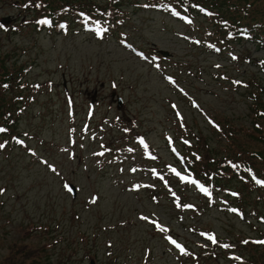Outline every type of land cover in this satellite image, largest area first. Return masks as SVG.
<instances>
[{
  "label": "rangeland",
  "instance_id": "374dc122",
  "mask_svg": "<svg viewBox=\"0 0 264 264\" xmlns=\"http://www.w3.org/2000/svg\"><path fill=\"white\" fill-rule=\"evenodd\" d=\"M12 1L0 0V64L10 56L7 61L26 65L27 94L35 99L26 100L18 124L25 144L0 150V264H196L180 255L175 238L155 233L145 218L166 223L188 251L207 246L198 235L207 229L233 243L231 261L220 251L204 257L207 262L264 264V248L243 243L264 235L257 218L264 213L262 191L230 180L249 202L243 205L245 221L218 207H201L181 218L168 188L172 181L160 170L163 161H174L167 152L169 135L190 136L204 157L207 142L217 158L235 156L237 142L264 152V143L253 138L259 135L255 120L264 123V117L257 119L244 86L255 78L264 85V47L240 39L232 42L233 51L204 49L218 40L215 35L222 41L218 32L231 10L220 6L227 5L196 0L210 2L214 12L197 13L190 21L138 8L139 0H122L117 26L127 36L119 31L104 39L92 36L100 33L97 28L74 31V23L64 33L39 29L21 15L16 20L27 11ZM68 1L89 6L105 0ZM42 5L35 6L41 11L46 2ZM176 5L180 8L179 0ZM120 36L146 53L122 46ZM113 92L124 101L119 107ZM208 115L221 121L224 131L232 128L234 137L214 133ZM139 134L147 147L138 145ZM99 147L108 153H96ZM70 183L78 188L75 196L65 187ZM178 186L185 200L197 202L194 189ZM237 201L242 204L240 197Z\"/></svg>",
  "mask_w": 264,
  "mask_h": 264
},
{
  "label": "trees",
  "instance_id": "16d2710c",
  "mask_svg": "<svg viewBox=\"0 0 264 264\" xmlns=\"http://www.w3.org/2000/svg\"><path fill=\"white\" fill-rule=\"evenodd\" d=\"M17 1L19 3H17ZM35 1H40V0H14L13 4L15 6H20V8L23 11H30V10H36L39 9L36 7ZM48 2V7H45L46 10H51L56 8L59 3H64L67 0H45ZM110 1V0H109ZM117 2L114 0L115 4L121 3ZM196 1V0H194ZM219 5H222L225 3L227 6H220L221 8H225L227 11H230L229 13H226V17L224 19L226 20H232L231 22L234 23V26H231L229 29L232 30L233 27L238 26V29L234 30L233 35H228V29L225 27H221V34L220 36L223 38L222 41L219 42V39L217 40L219 43L222 42L223 49L227 48V50L231 49V46L233 45L232 42L236 40H240L243 37H250L256 47H264V7H261L259 5V2L261 1H250V0H244L245 2H240L238 0H215ZM197 2V1H196ZM202 4L208 5L210 2L202 1ZM262 5H264V1L261 2ZM244 4V5H242ZM107 6L104 7H96L95 8V13L101 14L102 12L107 13V18H112V14H109L108 10H106ZM228 17V18H227ZM251 19H248V18ZM248 22V23H247ZM21 26V25H20ZM248 32L250 35H244L242 33L247 34ZM228 33V34H227ZM243 36V37H242ZM14 54H17V52H13ZM10 56L4 57V60L0 64V122L3 121V125L7 127L5 131H0V133L4 132L6 135L13 131H19V122H20V116L23 114L24 108L26 106V100H29V97L35 99L34 95L32 94H27L26 87L28 85V82L23 78L24 71L27 69L26 65H23L22 62H19L17 59H13L12 61H7V59ZM18 61L19 63H17ZM249 61L256 65L255 62L250 60L249 56ZM258 79H251L250 83L248 86H245L247 89V92L245 93L246 96L249 98V101L253 105V110L255 111L256 117L261 118L264 117V85L258 83ZM2 82V83H1ZM2 84H6L7 86H4ZM9 89L3 93L7 88ZM16 108V109H14ZM16 113L14 114V112ZM20 112V113H19ZM14 117H13V116ZM11 117L14 119L12 120ZM8 118V119H7ZM256 124L260 123V126L258 125L257 127L255 126L256 131L259 132V135L253 134V138H256L260 140L259 142L264 143V123L259 120H255ZM229 123V122H227ZM232 129V128H231ZM224 131L223 133H220L218 131H214V133L218 134L221 136V138L226 139H231L233 138V130ZM231 131V133H230ZM234 141V140H233ZM257 141V140H256ZM239 149L236 151L234 154L237 158H250L253 154L249 155L250 152L254 153L255 146L253 143H250L251 146H246V144H239L237 142ZM211 143H206L205 146H203L204 150L207 149L209 154H211L210 150ZM254 146V147H253ZM195 150L193 147H188V150L186 153H188V158H192L194 160L192 167L196 169L198 172L200 171L201 166L203 165L204 167H207L206 169H213L220 171V168L224 169L225 171H228V176L224 177L222 176H217V184L222 185L226 184L227 186H230V180H235L237 179L234 175L235 172L231 169L229 166L224 165V160L222 162L221 159L217 158L219 155L218 153H214L211 157L212 158H207L206 161L201 159L199 161H196L197 155H194L191 153V150ZM259 151V150H258ZM199 152H201L199 150ZM215 152V151H214ZM218 152V151H216ZM233 157V155H229ZM229 156H226L225 158H228ZM187 158V159H188ZM264 160V152H263V158ZM257 167V165H255ZM232 173V174H231ZM240 181V180H239ZM252 186V185H251ZM252 188L255 190L256 188L252 186ZM242 202L244 204L247 203V199L245 197H242Z\"/></svg>",
  "mask_w": 264,
  "mask_h": 264
},
{
  "label": "snow or ice",
  "instance_id": "6c2138e0",
  "mask_svg": "<svg viewBox=\"0 0 264 264\" xmlns=\"http://www.w3.org/2000/svg\"><path fill=\"white\" fill-rule=\"evenodd\" d=\"M41 23H48V21H41ZM0 27H3V25H0ZM0 131H5V129H0ZM22 143V142H21ZM173 171H175L174 169H173ZM177 175H179V173H176ZM258 183H264V181H258ZM65 187L67 188V190L69 191V192H72L73 191V189H72V187L71 186H69V185H65ZM205 191H207L206 189H204ZM146 219V218H145ZM161 230H164V229H161ZM173 243H175L174 241H173Z\"/></svg>",
  "mask_w": 264,
  "mask_h": 264
},
{
  "label": "water",
  "instance_id": "95a60500",
  "mask_svg": "<svg viewBox=\"0 0 264 264\" xmlns=\"http://www.w3.org/2000/svg\"><path fill=\"white\" fill-rule=\"evenodd\" d=\"M120 103H121V99H119V105H120Z\"/></svg>",
  "mask_w": 264,
  "mask_h": 264
}]
</instances>
